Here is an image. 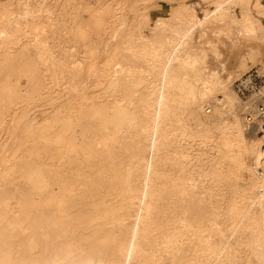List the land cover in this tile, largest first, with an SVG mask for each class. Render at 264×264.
<instances>
[{
    "label": "bare ground",
    "instance_id": "6f19581e",
    "mask_svg": "<svg viewBox=\"0 0 264 264\" xmlns=\"http://www.w3.org/2000/svg\"><path fill=\"white\" fill-rule=\"evenodd\" d=\"M164 6L0 0V264H264V0Z\"/></svg>",
    "mask_w": 264,
    "mask_h": 264
},
{
    "label": "rangeland",
    "instance_id": "374dc122",
    "mask_svg": "<svg viewBox=\"0 0 264 264\" xmlns=\"http://www.w3.org/2000/svg\"><path fill=\"white\" fill-rule=\"evenodd\" d=\"M158 1H160V3L163 5V7H165L164 6V2H165V0H158ZM184 1H187V2H192V3H198L200 0H184ZM178 2V1H177ZM199 6H200V8H199ZM177 4H176V2L174 1V2H172V3H166V7H165V12L166 13H170L171 11H174V10H176L177 9ZM197 10H198V14L199 15H203V7H201V5H198L197 4ZM202 8V9H201ZM150 10V12H151V20H150V22H149V24L150 25H154V22H155V19H156V16L158 15V13H159V11H158V9L157 8H153V10L152 9H149ZM158 11V12H157ZM155 12V13H154ZM154 13V14H153ZM199 43H200V37H199V35L197 34V35H195V38H194V44H195V46H198L199 45ZM202 45H203V43H202ZM251 45H253V44H251V43H249L248 41H245V40H243V39H239L237 42H236V45H235V50H229L228 51V47H226V49H227V51L228 52H226V49H225V52L226 53H228V54H225V56L227 57V59H229V63L231 62L232 64L233 63H235L236 62V60H237V58H239V56H240V54L241 53H246L247 51H248V49L250 48V46ZM233 51V52H232ZM234 51H235V53H234ZM234 54H236V55H234ZM228 55V56H227ZM231 55V56H230ZM230 56V57H229ZM232 57H234V58H232ZM234 59V60H233ZM261 59V60H260ZM230 63V64H231ZM250 63V64H249ZM248 68L246 69V71H244L242 74H244V73H247L250 69L252 70V69H254V68H259V69H261L262 71H264V47H263V49H262V51H260L258 54H256L255 55V59H252V60H249V62H248ZM250 66V67H249ZM263 66V67H262ZM239 78H241V75H240V77ZM238 78V79H239ZM237 79V80H238ZM263 81H264V78H263ZM264 84V82H262V85ZM237 86H236V83L234 84V88L238 91V89L236 88ZM262 87V86H261ZM239 93V92H238ZM240 94V93H239ZM250 95V94H249ZM249 95H241L240 94V96L244 99V100H247L248 98H249Z\"/></svg>",
    "mask_w": 264,
    "mask_h": 264
},
{
    "label": "built area",
    "instance_id": "2783aa9c",
    "mask_svg": "<svg viewBox=\"0 0 264 264\" xmlns=\"http://www.w3.org/2000/svg\"><path fill=\"white\" fill-rule=\"evenodd\" d=\"M264 75H260L256 69L249 73L243 82L238 83V88L242 93L258 90L263 82Z\"/></svg>",
    "mask_w": 264,
    "mask_h": 264
}]
</instances>
